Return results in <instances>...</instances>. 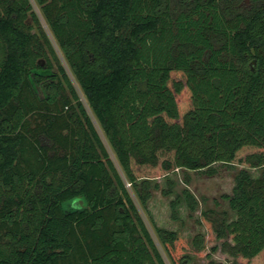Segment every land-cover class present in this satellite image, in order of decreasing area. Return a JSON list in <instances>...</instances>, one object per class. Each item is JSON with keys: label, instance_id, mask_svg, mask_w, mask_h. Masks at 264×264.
<instances>
[{"label": "trees", "instance_id": "1", "mask_svg": "<svg viewBox=\"0 0 264 264\" xmlns=\"http://www.w3.org/2000/svg\"><path fill=\"white\" fill-rule=\"evenodd\" d=\"M34 1L125 180L30 0H0V264H166L125 184L145 208L148 179L216 164L243 169L222 197L236 219L201 213L210 252L264 264V0Z\"/></svg>", "mask_w": 264, "mask_h": 264}, {"label": "rangeland", "instance_id": "2", "mask_svg": "<svg viewBox=\"0 0 264 264\" xmlns=\"http://www.w3.org/2000/svg\"><path fill=\"white\" fill-rule=\"evenodd\" d=\"M30 3L32 12L37 16L41 29L49 38L51 46L54 49L60 64L65 69L80 101L83 103L89 116L91 117L93 125L110 158L112 159L120 176L125 180L124 173L111 149V146L107 141L99 123L92 115L79 85L71 74L59 47L57 46L47 24L44 21L39 6L34 0H30ZM26 20H31L30 15H27ZM213 167L217 171V174L213 177H207L201 172H186L183 170H177L166 176L148 179L151 186H157V189L152 188L151 198L145 208L140 205L137 195L130 187V184H125L166 264H170V262L157 240L155 228L176 233L177 237L182 240L184 246V250L181 252V255L188 257L190 264H207L208 254H211L212 259L217 262H221L223 264H229L230 262V259L226 255L220 253L219 250L213 254L210 252L211 248L213 246H219L220 242L215 241L214 236L205 227V225L200 224V216L204 211L214 210L217 213L226 212L228 215V222L236 219V214L230 211L227 202L222 197L224 195H231L234 186V176L239 170L243 169V167L238 165L228 166L222 164H216ZM247 170L252 177L257 178L260 176L263 169L256 168ZM184 191H188L197 202L196 210L193 213L188 210L186 204L183 202L182 197ZM163 192H167V195H164ZM177 198H180L181 203L177 208L178 220L173 221L171 219L170 202L175 201ZM196 245H198V249L196 248Z\"/></svg>", "mask_w": 264, "mask_h": 264}]
</instances>
